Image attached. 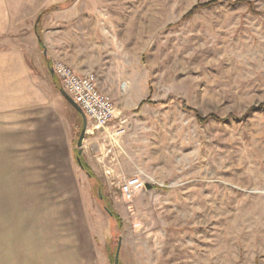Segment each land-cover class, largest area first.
Masks as SVG:
<instances>
[{"label":"rangeland","instance_id":"rangeland-1","mask_svg":"<svg viewBox=\"0 0 264 264\" xmlns=\"http://www.w3.org/2000/svg\"><path fill=\"white\" fill-rule=\"evenodd\" d=\"M68 1L55 26L78 49L56 60L76 71L90 65L115 105L104 128L92 130L86 118L80 155L104 199L76 162L82 118L64 97L60 157L36 184L63 203L73 197L105 258L120 237L119 264H264V110L251 109L264 103V0H248L254 12L216 0L181 22L209 0ZM33 49L31 68L50 83L46 46ZM57 88L46 84L51 103ZM180 100L203 115L238 119L200 123ZM131 176L142 185L128 195L122 185Z\"/></svg>","mask_w":264,"mask_h":264},{"label":"crops","instance_id":"crops-1","mask_svg":"<svg viewBox=\"0 0 264 264\" xmlns=\"http://www.w3.org/2000/svg\"><path fill=\"white\" fill-rule=\"evenodd\" d=\"M60 2L0 0V264L110 263L107 250L105 258L85 217L72 205L73 197L63 203L61 195H46L36 184L45 180L46 165L60 157L63 96L58 87L57 99L53 95L54 102H49L45 89L46 84L56 87L54 75L49 70L51 82L45 84L31 68V45L39 44L28 17ZM71 9H64L66 17ZM61 11L52 10L40 22L47 64L67 61V52L78 49L59 39L61 28L55 21ZM77 71L91 72L90 65Z\"/></svg>","mask_w":264,"mask_h":264},{"label":"built area","instance_id":"built-area-1","mask_svg":"<svg viewBox=\"0 0 264 264\" xmlns=\"http://www.w3.org/2000/svg\"><path fill=\"white\" fill-rule=\"evenodd\" d=\"M51 66L60 87L81 108L92 129L108 126L115 116V105L107 94L99 90L96 75L92 72L80 74L60 60H54ZM123 182L122 189L128 195L142 185L139 176L128 177Z\"/></svg>","mask_w":264,"mask_h":264},{"label":"trees","instance_id":"trees-1","mask_svg":"<svg viewBox=\"0 0 264 264\" xmlns=\"http://www.w3.org/2000/svg\"><path fill=\"white\" fill-rule=\"evenodd\" d=\"M74 0H69L67 5H70ZM235 3H243V4H246L247 5V8L249 11H252L254 12V5L251 1H248V0H235L234 1ZM217 1L216 0H209V1H206V2H198L196 3L193 7H191L181 18L178 22H181L185 19H188L190 17H192L196 12H198L200 9L202 8H206V7H209V6H212L214 4H216ZM64 4L62 3H58V4H53L51 6H48L44 9H41L38 14H37V17L35 19V31H36V34H37V37H38V44L41 48H44V42H43V37H42V34H41V31H40V22H41V19L42 17L52 11V10H55V9H58V8H61L63 7ZM49 65V63H48ZM53 83L55 84L56 87H60V84L58 83L57 79L55 77H53ZM173 98H168L167 100L165 101H149L148 99L146 100H142L139 102V106L144 104L145 102H149L151 104H162V105H166L168 104L170 101H172ZM181 102V105L184 109L192 112L194 114V116L196 117L197 121L200 122V123H204L208 120H216V121H225L227 119H229L230 117L233 118V119H238L237 118V115H234V114H229L225 117H220L219 115L215 114V113H209V114H206V115H203L201 112H199L198 110L190 107L185 100H180ZM251 109H263L264 110V103H261L259 104L258 106L254 107V108H251ZM76 154H77V150H75ZM81 162H82V169L87 173L88 175V178L89 180H93L94 182H91L92 184V187L94 189H96V193H97V196L99 197L100 200H103L104 199V194L102 192V185L98 182L97 180V177L95 175V173L92 171V169L90 168V166L84 161L83 158H81ZM154 187H159L157 185H154ZM106 208L108 209V215H109V218L113 221V223L116 225L117 228H121L122 226V219L121 217L119 216V214L117 212H115L114 210H112L109 205H105ZM109 258L111 257V261H112V264H113V257H114V252L111 254V256L108 254Z\"/></svg>","mask_w":264,"mask_h":264},{"label":"water","instance_id":"water-1","mask_svg":"<svg viewBox=\"0 0 264 264\" xmlns=\"http://www.w3.org/2000/svg\"><path fill=\"white\" fill-rule=\"evenodd\" d=\"M43 53L45 54L46 51L43 50ZM50 72H51V74H53L52 68H50ZM59 92L67 100V102H69V104H71V106L80 114V116L82 118V127L80 129V133L78 135L77 142H76L77 155L75 157L77 164L80 166V168H82L83 165L81 162L80 155L82 153V144H83L84 136L86 133V127H87L86 116L83 113V111L81 110V108L77 105V103L74 102V100L61 87H59ZM146 186L148 188L151 187L149 184H147ZM104 209L108 212V209L106 207H104ZM120 247H121V238L118 237L116 249L114 252L113 264H119Z\"/></svg>","mask_w":264,"mask_h":264}]
</instances>
